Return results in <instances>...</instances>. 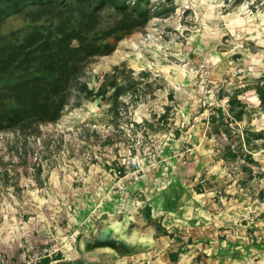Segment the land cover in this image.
<instances>
[{"label":"rangeland","instance_id":"1","mask_svg":"<svg viewBox=\"0 0 264 264\" xmlns=\"http://www.w3.org/2000/svg\"><path fill=\"white\" fill-rule=\"evenodd\" d=\"M172 1L129 28L99 0H0V114L22 108L0 130V264H264V0ZM116 66L137 83L101 98ZM48 96L67 103L40 122Z\"/></svg>","mask_w":264,"mask_h":264},{"label":"trees","instance_id":"2","mask_svg":"<svg viewBox=\"0 0 264 264\" xmlns=\"http://www.w3.org/2000/svg\"><path fill=\"white\" fill-rule=\"evenodd\" d=\"M165 3L160 4L159 5V10H161L162 12L164 10H170V7L174 6V2L172 0H164ZM105 5H110L114 8H117L118 10H120L121 14H122V20H120V22L126 23L128 20L133 19L134 21H130L131 25L129 26V28H133L135 26H143L146 25L150 19V16L153 12H155V10L153 11V9L151 7H149L148 5H146V3H144V0H99V4L97 7L101 8ZM137 14V16L141 17L140 19H134L133 17ZM127 17H131V19H128ZM124 26V25H122ZM121 27V26H120ZM115 30H117V28L115 29H111L109 31V35H111L113 32H115ZM75 38H78L77 36ZM71 37L68 35H66V41H67V46H70V41ZM78 40L80 41L78 46L75 47H71L70 48L74 51L80 52L81 50H83L85 48V38H78ZM46 41V40H45ZM60 41V40H59ZM47 42V41H46ZM105 47H110V45H108V43L104 44L102 48ZM103 50V49H102ZM108 51H100V52H109L111 49H107ZM94 53H96L97 51H93ZM121 68L123 67H119L116 66L114 68V71L112 74H108L105 77V82L102 83L99 87V89L97 90V92L95 94H97L98 96H100L101 98H103L105 96V91H104V87L106 85L115 88L114 89V93L115 95H119L122 91H125L126 89H131L132 87L135 86V84L137 83L135 81V77L133 76H128V74H126L123 80V83L121 82H117V80H115L114 78H111L110 81L109 77H116L117 76V71H119ZM78 69V67H76L74 64H70V61L66 60V92L68 89V84L70 79L72 78V76L74 75V73L76 72L75 70ZM131 73H133L132 70H130ZM120 74H122V76L125 74L124 72H126V70L121 69L120 70ZM133 75V74H132ZM54 92H56V94L60 95L61 93V88L58 85L55 89ZM92 92V91H91ZM256 92L258 93V96L261 100L262 105H264V87L263 86H258L256 88ZM66 98H67V93H66ZM67 100V99H66ZM67 103V101H65L63 98L60 97V99H58L57 97H46L43 100L40 99H35L32 102V106L34 108H37L38 110H36L33 114H31L33 117H38V120L40 122H44V121H53L56 120L60 117L61 115V111L63 110V107L65 106V104ZM236 105L240 106V108L238 110H236ZM244 104L239 100V99H235V98H230L229 100V108H228V113L230 115V117L234 118V120H241L243 113H244ZM21 107H13L10 109V111H8V113L5 114H0V130L7 128V127H12L15 124H17V122L20 121H16L19 115V111L21 110ZM40 118V119H39ZM225 115H224V111L222 108H217L215 109V111L212 113L211 117H210V122L212 125V128L214 129V132L216 134H220L223 133L222 129H221V124H225L223 123ZM228 132V131H227ZM249 133H251V131H246V138L244 135V144H250V136ZM262 133H264V130L259 132V133H254V134H259L261 135ZM230 134V132H229ZM242 144V143H241ZM243 145V144H242ZM241 146V145H240ZM231 156L236 157L237 156V152H235L234 150H229L228 151ZM251 172V169H250ZM36 264H48L47 260L45 261H41L39 263Z\"/></svg>","mask_w":264,"mask_h":264},{"label":"water","instance_id":"3","mask_svg":"<svg viewBox=\"0 0 264 264\" xmlns=\"http://www.w3.org/2000/svg\"><path fill=\"white\" fill-rule=\"evenodd\" d=\"M146 245V244H145Z\"/></svg>","mask_w":264,"mask_h":264}]
</instances>
